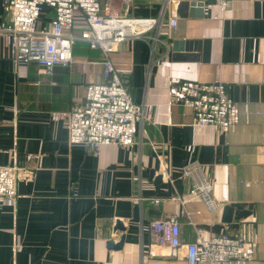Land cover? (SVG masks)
<instances>
[{"label":"crops","instance_id":"obj_1","mask_svg":"<svg viewBox=\"0 0 264 264\" xmlns=\"http://www.w3.org/2000/svg\"><path fill=\"white\" fill-rule=\"evenodd\" d=\"M177 3L100 0L103 13L162 25L153 32L158 42L130 38L113 55L152 121L139 124L130 148L104 144L95 155L69 142L60 112L82 101L88 83L105 81L101 50L78 40L74 63L49 73L35 62L17 64L3 36L11 9L0 0V165L20 169L16 200L0 197V264H188L184 247L173 253L152 233V220L170 215L182 242L196 240L199 229L205 237L242 234L254 253L246 264H264V0L227 7L205 0L198 17L179 16ZM52 17L45 6L38 27L48 30ZM84 28L78 22L72 34ZM174 39L197 42L198 57L176 58ZM181 80L227 83L236 103L229 132L195 123L172 93ZM194 161L197 175L212 182L215 211L190 194L193 177L182 168ZM117 220L126 227L119 249L108 247L123 233L114 230Z\"/></svg>","mask_w":264,"mask_h":264},{"label":"built area","instance_id":"obj_2","mask_svg":"<svg viewBox=\"0 0 264 264\" xmlns=\"http://www.w3.org/2000/svg\"><path fill=\"white\" fill-rule=\"evenodd\" d=\"M12 20L3 30L6 43L12 48L17 64L35 62L47 73L57 65L70 66L75 61L74 45L85 40L103 54L104 82L88 83L82 101L71 109L60 112L65 120L70 143H79L98 155L104 144H118L130 148L138 134V126L151 122L146 104L134 100L127 80L116 67L114 53L121 43L134 37H148L158 42L162 19L135 17L129 14L103 13L100 0H6ZM179 1V0H178ZM205 1V0H204ZM222 7L232 0H216ZM45 6L53 11L50 27H38ZM178 18L169 20L175 26ZM85 28L79 35L72 34L76 23ZM87 62L82 63L86 69ZM174 99L194 112L195 123L212 126L221 133L230 131L235 120L236 103L224 81H175L171 85ZM192 176L190 194L202 199L215 211L212 182L197 175L201 171L197 161L182 168ZM20 169L15 165H0V197L14 202L18 193ZM247 183H249L247 181ZM151 230L160 245L172 252L185 248L188 264H246L254 258L253 249L242 234H219L205 237L199 229L197 239L182 242L177 215L152 220Z\"/></svg>","mask_w":264,"mask_h":264},{"label":"water","instance_id":"obj_3","mask_svg":"<svg viewBox=\"0 0 264 264\" xmlns=\"http://www.w3.org/2000/svg\"><path fill=\"white\" fill-rule=\"evenodd\" d=\"M205 9V1L204 0H179L177 3L176 11L179 16H202L204 14ZM172 51L176 58L185 59V58H197L199 46L197 42L189 40V39H174L172 42ZM193 52L192 55L185 52ZM197 52V53H196ZM154 174V171H152ZM162 179V175L159 174L156 178V181L160 182ZM115 231H122V235L117 242L114 239H110L108 241V247L119 249L122 248L125 237H126V227L121 220H117L116 225L114 227Z\"/></svg>","mask_w":264,"mask_h":264},{"label":"trees","instance_id":"obj_4","mask_svg":"<svg viewBox=\"0 0 264 264\" xmlns=\"http://www.w3.org/2000/svg\"><path fill=\"white\" fill-rule=\"evenodd\" d=\"M76 43H77V42H76ZM75 47H77V46H75ZM75 47H74V48H75ZM88 47L91 48L90 45H88Z\"/></svg>","mask_w":264,"mask_h":264}]
</instances>
